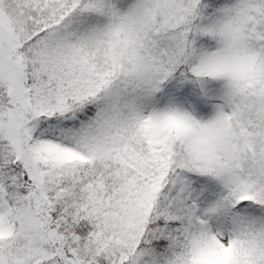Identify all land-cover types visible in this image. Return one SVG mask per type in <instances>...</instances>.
Segmentation results:
<instances>
[{
	"label": "snow or ice",
	"instance_id": "6c2138e0",
	"mask_svg": "<svg viewBox=\"0 0 264 264\" xmlns=\"http://www.w3.org/2000/svg\"><path fill=\"white\" fill-rule=\"evenodd\" d=\"M0 264H264V0H0Z\"/></svg>",
	"mask_w": 264,
	"mask_h": 264
}]
</instances>
